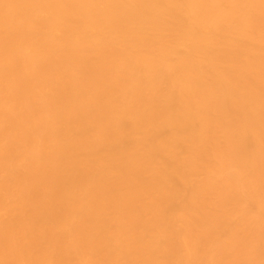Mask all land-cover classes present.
I'll use <instances>...</instances> for the list:
<instances>
[{"label":"bare ground","instance_id":"1","mask_svg":"<svg viewBox=\"0 0 264 264\" xmlns=\"http://www.w3.org/2000/svg\"><path fill=\"white\" fill-rule=\"evenodd\" d=\"M0 264H264V0H0Z\"/></svg>","mask_w":264,"mask_h":264}]
</instances>
